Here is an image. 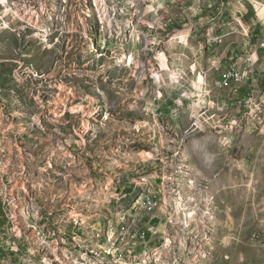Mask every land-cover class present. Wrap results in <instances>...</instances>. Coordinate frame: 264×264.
Instances as JSON below:
<instances>
[{"label":"rangeland","instance_id":"374dc122","mask_svg":"<svg viewBox=\"0 0 264 264\" xmlns=\"http://www.w3.org/2000/svg\"><path fill=\"white\" fill-rule=\"evenodd\" d=\"M2 1L1 170L27 171L16 196L52 189L54 201L61 198L49 225L69 211L55 239L41 242L43 253L55 249L63 264H82L73 259L79 250L97 264H144L143 247L124 261L103 241L173 173L174 219L189 220L192 209L198 216L181 233L191 239L163 245L175 253L172 264H264V120L254 126L239 110L246 89L232 95L223 84L222 97L213 84L216 63L252 51L253 85L264 97V0H105L115 9L111 27L99 0ZM41 1L34 27L15 11ZM211 31L226 36L208 45ZM42 210L34 197L16 200L17 223L7 221V233L20 237ZM73 216L90 226L82 242L96 241L94 226L105 246L86 251L69 239L82 231L67 224ZM63 240L76 245L56 247ZM18 244L33 260L28 244Z\"/></svg>","mask_w":264,"mask_h":264},{"label":"built area","instance_id":"2783aa9c","mask_svg":"<svg viewBox=\"0 0 264 264\" xmlns=\"http://www.w3.org/2000/svg\"><path fill=\"white\" fill-rule=\"evenodd\" d=\"M64 2L66 3V1ZM219 12V8H216V14ZM229 34L230 33H228V35ZM225 36L226 34L219 31L208 32L206 34V44H218V38H224ZM223 55H225V58L228 56L225 52ZM257 60V54L255 52L244 50L240 55L232 51L229 58L222 60L223 63L220 60L214 65V67L216 66V77L213 83L214 88L219 91L222 97L225 95V93H222L223 84H231L232 95H235L238 90L246 89L245 96H243V100L239 101L238 108L239 110L244 108L246 111L245 114L248 115L247 119L250 118L254 126L263 123L264 120V97L261 96L257 84L253 85L254 66ZM182 80H184V74H180V78L176 84H180ZM224 110V105L223 108H218V112H224ZM0 117V131H3L5 125L1 122L4 116ZM5 118L8 117L6 116ZM236 125L237 122L234 121L230 128L233 129ZM2 157L3 156L0 155V264H36V260H30L26 255H21L20 252L15 250L14 244L9 239L7 233V221H14L17 223L15 211L16 200L25 197H36L37 202H43L42 195L33 193L25 196H16L15 187L25 184L24 174L27 173V171H2L1 166L4 163L3 161H5ZM16 163V160H12L9 157L5 165L13 169ZM174 175L173 173L169 175V185H162V178L157 180L155 184L159 185L158 191H156V193L151 191L150 197L141 199L140 204L133 211L128 222H125L120 229L112 232L110 241H103V244L113 247L115 254L119 258L128 261L126 259L128 257H133L136 247H143L144 251L140 253L143 254V261L153 262V264H172L175 253L164 254L163 245L173 246L174 243H181L182 245L188 237L184 236V233H181L185 228H189V222H194V219L198 216L197 210L192 209V211L189 212V220L185 222H176V219H174V214L176 215V209L174 208V193L172 190V177ZM163 178L167 177L163 176ZM67 180L70 179L67 178ZM72 184H74V186L76 185L75 183ZM151 187L156 189L153 183H151ZM50 193H52V189ZM53 196L55 200L58 197V195L54 194ZM53 208L54 205L51 209H47L45 214L35 215V221L32 227H38L44 237H54L55 239L57 226L59 223H64V213H69V211L65 208L57 225H49V214ZM156 214L157 218H155ZM200 219H202V217H200ZM201 223L204 224V221H201ZM93 233L95 234V240L99 244H102L99 242V233L95 231L94 226ZM21 234H23V241H25L26 244H30L29 235H25L24 233ZM203 238L205 237L203 236ZM132 242L133 244L131 245ZM58 245H66V243L56 244V247H58ZM50 250L55 253V249ZM3 252H10V260H3ZM73 259L82 262V264H97V262H94L85 252H81L80 250ZM50 264L63 263L60 262L59 255H56V262H50Z\"/></svg>","mask_w":264,"mask_h":264},{"label":"crops","instance_id":"0c3cea01","mask_svg":"<svg viewBox=\"0 0 264 264\" xmlns=\"http://www.w3.org/2000/svg\"><path fill=\"white\" fill-rule=\"evenodd\" d=\"M35 194H39V192L38 191H36V192H34ZM44 193L45 194H41L42 195V199L43 200H45L44 201V203H40V202H37V198L36 197H34V199H35V202L40 206V207H43V210H42V212H40V214L39 215H43V214H45V206H47V208L48 209H51L52 208V206L54 205V206H56V204L58 203V205H60V199L61 198H59V200L57 201V202H55L54 200V196H53V193H50V192H45L44 191ZM77 221V222H76ZM68 222H70V223H73V228L74 229H76V230H78L77 232H79V230H82L80 233H79V235H77V237H72V236H70V238L69 239H75L76 241H78L80 244H79V247H81V246H85L84 248H86V251H88L87 249H89L90 250V248H93V249H98V246L100 247V248H103L105 245H103V247L101 246V244H99L97 241H93V242H91V244H89V243H86V242H82V237L85 235V233H88V232H91V231H89V229H90V226H85V225H83L81 222V220L79 219V218H77V217H75V216H73V220H68L67 221V224H70V223H68ZM33 226V225H32ZM31 226V228H25L24 229V231H23V233L25 234V235H29V243L30 244H28V246L26 247L27 248V253L29 254V255H31V257L33 258V260H38V259H42V261H43V259H44V257H45V261H48V259H51L50 257H48V256H46L47 255V252H49L52 256H55L53 253H51V251L50 250H48V249H46V252L45 253H43V244H41V242L43 241V240H45V237H44V235L42 234V232L40 231V229H38V227H32ZM106 227H108V226H106ZM106 232H108L109 233V235L108 236H110V229L109 228H106L105 229V232H104V234L106 233ZM8 236H9V239L13 242V244H14V247H15V250H17L18 251V243H20L21 242V240H23V234L20 236V237H18V238H13L12 237V235H9L8 234ZM93 236H95V235H93ZM93 238H95V237H93ZM74 240V241H75ZM100 241H102V239H99ZM74 241H71V240H68V241H65V240H63V242H64V244L66 243V245L65 246H67V245H71V244H73V245H76V242H74ZM88 241V240H87ZM25 242V241H24ZM45 242H47V240H45ZM45 247H47V246H45ZM68 248H69V246H68ZM48 250V251H47ZM92 250V249H91ZM61 251H63V253L65 252L63 249H61ZM5 253H10V252H3V254H5ZM58 255V254H57ZM60 256V255H59ZM140 256H142L143 257V254H140L139 255V257ZM43 257V258H42ZM56 257V256H55ZM29 259H31V258H29ZM140 259H142V258H140ZM51 260H53V259H51ZM42 261H41V263H42ZM53 262H55L54 260H53ZM40 263V262H39ZM50 263V262H49Z\"/></svg>","mask_w":264,"mask_h":264},{"label":"bare ground","instance_id":"6f19581e","mask_svg":"<svg viewBox=\"0 0 264 264\" xmlns=\"http://www.w3.org/2000/svg\"><path fill=\"white\" fill-rule=\"evenodd\" d=\"M24 1V0H23ZM29 1V0H28ZM100 1V5H101V9H100V11H102V19L105 21V22H107L109 25H110V27H111V23H112V19H113V16H114V11H115V9H110L107 5H106V2H105V0H99ZM44 2V1H43ZM42 1L40 2V6H39V8L37 9V10H35V8H31V6L30 7H28V6H26L25 4L22 6H20L19 8L18 7H16L15 6V11H16V13L22 18V20L23 21H25V22H29L28 24L29 25H32L33 24V27L35 26V25H37L36 24V21H38V20H36V18H38V15H41V14H43L44 13V11H45V4L43 3ZM4 4V2L2 1V0H0V4ZM16 3V2H15ZM31 3V2H30ZM12 4H13V2H12ZM31 5V4H30ZM38 7V6H37ZM12 10H14V9H12ZM90 11H89V9L87 8V14L89 13ZM35 14H38V15H35ZM17 15V16H18ZM44 15V14H43ZM48 15V14H47ZM16 17V16H15ZM40 17V16H39ZM17 19H18V17H17ZM35 24V25H34ZM26 25V24H25ZM93 34V33H92ZM186 217V216H185ZM144 264H150V262H147V261H145V262H143Z\"/></svg>","mask_w":264,"mask_h":264},{"label":"flooded vegetation","instance_id":"af4514ba","mask_svg":"<svg viewBox=\"0 0 264 264\" xmlns=\"http://www.w3.org/2000/svg\"><path fill=\"white\" fill-rule=\"evenodd\" d=\"M45 96V95H44Z\"/></svg>","mask_w":264,"mask_h":264}]
</instances>
